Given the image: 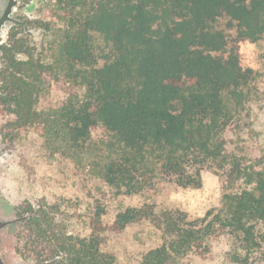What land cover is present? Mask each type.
Masks as SVG:
<instances>
[{
  "label": "trees",
  "instance_id": "trees-1",
  "mask_svg": "<svg viewBox=\"0 0 264 264\" xmlns=\"http://www.w3.org/2000/svg\"><path fill=\"white\" fill-rule=\"evenodd\" d=\"M65 28L36 54L15 24L0 44V114L16 130L43 124L48 135L82 147L98 126L111 137L100 181L133 195L161 182L202 186L223 178L221 206L202 217L152 204L120 209L109 221L100 200L84 224L45 197L15 207L14 250L29 264H117L106 246L146 223L158 232L138 264H182L223 236L238 240L233 263L249 264L264 247V160L237 140L253 70L239 43L264 38V0H56ZM227 17L233 44L216 23ZM95 35L105 42L96 55ZM78 86L63 105L44 110L54 81Z\"/></svg>",
  "mask_w": 264,
  "mask_h": 264
},
{
  "label": "rangeland",
  "instance_id": "rangeland-1",
  "mask_svg": "<svg viewBox=\"0 0 264 264\" xmlns=\"http://www.w3.org/2000/svg\"><path fill=\"white\" fill-rule=\"evenodd\" d=\"M63 14L56 0H0V44L8 41L12 27L25 18L28 21L18 25L20 34L30 41L37 55L46 52L65 28ZM216 26L226 32L233 44L237 32L229 28L228 18L221 17ZM106 49L104 40L95 35L96 55L103 58ZM239 54L242 66L253 70V79L243 111L247 117L242 120V124L251 126L237 142L239 147L249 150L250 156L264 160V38L240 42ZM77 89L64 78L54 81L40 108L48 110L63 105ZM8 121V117L0 114V264H29L14 250L15 207L25 200L45 197L61 201L67 209L79 214L80 225L96 200L107 206L109 221L120 209L144 203L157 210L180 209L192 217H202L221 206L223 178L213 171L203 173L199 188H183L163 181L156 189L125 195L104 185L98 174L110 153L111 137L101 125L82 147L74 149L58 137L48 135L43 124L18 131ZM158 241V232L142 223L114 236L106 248L115 254L117 264H138ZM237 251L238 240L223 236L213 242L209 252L191 256L182 264H237L230 258ZM248 263L264 264V247L250 255Z\"/></svg>",
  "mask_w": 264,
  "mask_h": 264
}]
</instances>
